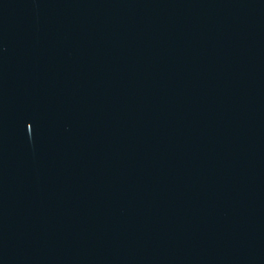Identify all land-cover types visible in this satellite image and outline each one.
I'll return each mask as SVG.
<instances>
[{
    "label": "water",
    "instance_id": "obj_1",
    "mask_svg": "<svg viewBox=\"0 0 264 264\" xmlns=\"http://www.w3.org/2000/svg\"><path fill=\"white\" fill-rule=\"evenodd\" d=\"M0 264H264V0H0Z\"/></svg>",
    "mask_w": 264,
    "mask_h": 264
}]
</instances>
